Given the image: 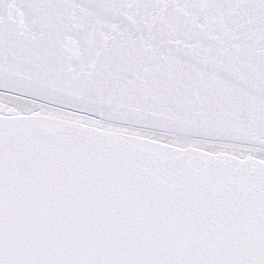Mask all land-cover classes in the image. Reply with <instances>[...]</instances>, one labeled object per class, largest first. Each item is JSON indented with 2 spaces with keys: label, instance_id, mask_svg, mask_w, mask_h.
I'll return each instance as SVG.
<instances>
[{
  "label": "snow or ice",
  "instance_id": "1",
  "mask_svg": "<svg viewBox=\"0 0 264 264\" xmlns=\"http://www.w3.org/2000/svg\"><path fill=\"white\" fill-rule=\"evenodd\" d=\"M0 264H264V0H0Z\"/></svg>",
  "mask_w": 264,
  "mask_h": 264
}]
</instances>
